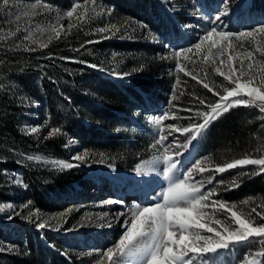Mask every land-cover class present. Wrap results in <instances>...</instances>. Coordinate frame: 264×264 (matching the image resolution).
<instances>
[{
    "label": "rangeland",
    "instance_id": "1",
    "mask_svg": "<svg viewBox=\"0 0 264 264\" xmlns=\"http://www.w3.org/2000/svg\"><path fill=\"white\" fill-rule=\"evenodd\" d=\"M33 4L35 8L31 7ZM74 4L79 7L68 17L67 12ZM217 16L220 20L215 19ZM52 26L61 33L66 29L80 31V42L72 47V57L66 59L82 63L90 70L70 69L60 65L53 54H47L50 70L39 66L21 71L19 79L5 80L9 94L23 105L14 115L16 129L29 138L21 141L9 138L14 143L9 146L6 141H0V147H7L13 154L12 158L0 157V205L13 206L0 211V264H98V259L107 264L106 259L99 258V253L113 246L129 218L126 216L119 223V219L109 214L121 202L113 196V191L125 195L122 197L125 203L133 200L126 199L129 191L138 186L132 172L143 160L161 161L163 172L169 163H175L177 167L172 172L177 178L191 171L189 183H203L202 192L214 190L201 202L208 205L202 209L201 223L223 235L234 232L239 225L227 209L221 210L219 204L213 208V201L225 202L254 227L264 223L252 211L260 200L251 197L245 181L253 175L263 178L260 166L245 165L216 172L218 167L233 160L260 159L264 154L259 158H229L222 153L213 159L207 142L208 128L196 140H191L188 133L168 134L169 124L190 128L202 122L192 111H208L207 105L219 99L215 91L223 95L227 87L234 86L215 70L220 67L227 71L229 56L233 58V67L240 69L243 64L242 71L246 74L236 73L240 82L252 79L250 87L264 91L261 84L264 33L253 32L264 26V0H9L8 5L0 0V43L15 38L12 43L26 49L41 47L50 41L49 36L55 38ZM213 26L218 33L253 32V37H232V48H227V42L223 41L209 52L211 41L204 37ZM102 27L108 31L98 32ZM216 38L214 35L213 39ZM90 40L93 43H88ZM196 44H201L199 50ZM181 49L190 51L181 52ZM249 52L253 53L251 58ZM221 60L225 63L220 64ZM250 60L252 69L247 68ZM93 64L97 67H91ZM65 71L77 80V92L85 95L86 101L80 97L72 100L68 93H60L64 82L61 73ZM189 72L191 76L187 75ZM94 75L106 81L100 83ZM43 78L54 82L53 97L61 121L55 125L51 123L40 84ZM200 80L214 91L204 89ZM114 87L120 92L116 95V100L119 99L116 105L108 100V91ZM196 97L205 104L199 105ZM241 97L247 101L253 99L244 92L230 99ZM102 104L110 107L105 116L100 112L93 115L92 110ZM189 108L191 112L185 110ZM248 108L257 114L264 130V113L253 106ZM75 112L82 118L79 124L67 128V118ZM157 120L161 123L157 124ZM33 127L37 132H31ZM53 127L60 132L49 137ZM160 135L168 139L164 145L153 147ZM185 143L189 145L187 148L183 147ZM165 148L170 160L164 158ZM76 156L84 158L77 160ZM196 161L206 169L204 173L195 170ZM61 162L75 166L62 167ZM109 178L121 180L123 185L116 188L108 183ZM98 181L103 188L98 184L95 190L93 185ZM94 190L97 196L92 193ZM45 222L44 229L37 226ZM199 231L201 235L217 238L206 228ZM261 252L264 242L260 238L249 239L244 244L194 257L193 264H264ZM124 264H132V257H125Z\"/></svg>",
    "mask_w": 264,
    "mask_h": 264
},
{
    "label": "snow or ice",
    "instance_id": "2",
    "mask_svg": "<svg viewBox=\"0 0 264 264\" xmlns=\"http://www.w3.org/2000/svg\"><path fill=\"white\" fill-rule=\"evenodd\" d=\"M8 3L9 0H3L4 5H8ZM31 7L35 8L36 4H33ZM45 7L49 6L45 5ZM77 7L79 5L74 4L71 6L72 10L67 12V16L71 17ZM24 15L27 16L28 13L25 12ZM220 18V16H217L215 19L220 20ZM71 27L72 25H69V28ZM97 31L105 33L108 31V28L102 27L97 29ZM51 32L55 38L60 37L61 30L57 27L52 26ZM253 32L264 33V26H261L259 29H254ZM253 32L233 33L228 31L218 33L216 27L213 26L204 39L211 41L209 47L210 52L211 47H215L223 41L227 42V48H232L233 43L230 38H252ZM214 35L217 37L216 39H213ZM52 38V36H49V40ZM25 39H28V37H25ZM88 43H93V41L90 40ZM41 47H46V45H41ZM195 48L199 50L201 44H196ZM180 51H190V49H181ZM247 55L251 58L253 53L249 52ZM232 59L231 56L228 57L227 71H222L220 67H216L215 70L234 86L227 87L223 95L219 91L214 92V95L219 99L207 105L208 111H198L196 113V115L202 117V122L192 124L190 128H180L176 127L175 124H169V135H172L174 132H183L188 133L191 136V140H196L199 135H202V130L206 131L211 122L216 121L222 114L227 113L234 106H253L258 108L261 113H264V91H261L259 87H250L253 83L252 79L241 83L240 76L236 75V73L240 71L241 75L246 74L242 71L243 64H241L240 69H237L232 66ZM224 63L223 60L220 61V64ZM91 67L96 68L97 65L93 64ZM247 68H253L251 60ZM180 70L183 71L184 69L181 68ZM187 75L191 76L192 73L189 72ZM193 79H196V77L193 76ZM199 83L202 84L204 89H208L210 92L214 91L203 80H200ZM261 84L264 85V80H261ZM241 92L247 93L253 99L251 101H247L243 97L235 100L230 99L238 96ZM173 99H177V97L173 96ZM196 101L199 105L205 104V101L200 97H196ZM185 110L192 111L191 108ZM156 123L160 124L161 121L157 120ZM31 132H37V128H31ZM59 132V128L53 127L48 132V136L52 137ZM167 139V136L160 135L153 147L164 145ZM185 140H188V136H185ZM188 146V143L183 145L184 148ZM164 152V158L170 160L171 158L167 155L168 148H165ZM176 154L179 155V152L177 151ZM83 158V156L75 157L77 160H82ZM28 159H33V157H28ZM245 165H258L260 166V171L264 172V157L260 159H236L231 163L218 167L216 172L224 173L227 169H235L238 166L243 167ZM61 166L71 168L75 165L61 162ZM176 167L177 165L175 163H169L165 170V176H168ZM195 170L199 173L206 171L205 168L200 167L199 161L195 163ZM191 179V171L187 174H181V176L168 185L164 192L149 202L147 206H136L133 211L128 213L129 218L124 221L126 227L122 235L119 236L117 241L113 242L112 247L99 253V258L106 259L107 264H124L125 257H135L138 259L139 264H193L194 257H200L205 253L215 252L217 249L228 248L238 243H245L249 239L255 240L256 238H260V241L264 242V223H260L254 227L251 223H248L237 215L236 212L232 211V208L228 207L223 201H213L211 206L214 208L216 204H219L221 210L227 209V212L231 214V218L239 227L234 232L228 233L225 236L221 232L216 231L215 228L201 223V220L204 218L202 209L208 207V205L202 204L201 202L207 200L213 194L214 190L202 192L201 189L204 187V184L199 181L189 183L188 181ZM17 183H21V181L18 180ZM207 183H212V180L209 179ZM234 187H238V185H234ZM28 203L30 204L31 202L29 201ZM106 203H111V201ZM244 203H247V201H244ZM25 206L27 207V205ZM12 207V205H0V211ZM252 211L255 212V209ZM121 215H124V213H121ZM257 215H260L264 219V214L257 213ZM216 223L219 224L220 221H216ZM37 226L40 229H44L47 226V222L39 223ZM205 228L207 232L215 233L217 238L214 239L212 236L201 235L199 230ZM53 230L58 231L59 229L55 228ZM178 231L180 232L179 238H177ZM225 232H227V229H225ZM260 255L264 256V252H261ZM98 264H102V261L99 259Z\"/></svg>",
    "mask_w": 264,
    "mask_h": 264
},
{
    "label": "trees",
    "instance_id": "3",
    "mask_svg": "<svg viewBox=\"0 0 264 264\" xmlns=\"http://www.w3.org/2000/svg\"><path fill=\"white\" fill-rule=\"evenodd\" d=\"M66 30L60 34L59 38L51 39L46 44V47H31L30 49H26L21 45L12 43V39L15 38L0 43V141H6L5 144L7 146L14 145L12 139L21 141L29 137L28 135H22L16 129L14 115L23 109V105L17 101L14 95L9 94L8 85L5 83V80L19 79L21 71H30L39 66L49 69V59L45 57L47 54H53L60 65L68 66L70 69L81 67L84 70H90L82 63L66 59L72 57L74 52L71 49L80 42L82 37L78 29ZM77 36H79L78 40L76 39ZM61 76L64 82L61 84L60 93H68L72 100L80 97L83 101H86V96L77 92V80L70 75L69 71L61 73ZM94 78L100 83L106 81V79L98 75H94ZM40 84L45 93V103L50 113L51 123L55 125L61 121L53 97L52 86L54 82L43 78L40 80ZM117 90L114 87L108 91V100L115 105L119 100H116V95L120 94ZM107 108L110 107L106 104L96 106L92 110V114L98 115L100 112L103 117L108 112ZM197 112L196 109L192 111L196 117L202 119L201 116L196 115ZM81 118L82 115L75 112L73 117L67 118L66 127L71 128ZM9 138L12 139L7 140ZM207 142L210 147L211 158L213 159L222 153L227 154L229 158L240 156L259 158L264 154V130L257 119V114L245 106H234L227 113L222 114L216 121L211 122L207 130ZM6 149L7 147H0V157L12 158L13 154ZM4 164L6 165L7 163ZM26 177L28 178V175ZM245 181L248 184V192L251 197L260 200L257 206L253 205V209L257 213L261 212V214H264V177L261 178L258 175H253ZM39 202L41 201L39 200Z\"/></svg>",
    "mask_w": 264,
    "mask_h": 264
},
{
    "label": "bare ground",
    "instance_id": "4",
    "mask_svg": "<svg viewBox=\"0 0 264 264\" xmlns=\"http://www.w3.org/2000/svg\"><path fill=\"white\" fill-rule=\"evenodd\" d=\"M161 168H163V163L159 160L158 161L143 160L139 162L136 166V169L132 172V179L136 180V182L138 183V186H136L134 189L132 188L129 191L130 193L128 194L132 196L135 195V197L133 196L134 197L133 198L131 196L133 200L131 199L132 201H128V203L127 202L125 203L122 198V197H125V195H123L121 192H117L116 190H114L113 192L115 194H113V196L121 199V202H119L120 204L116 203V205L110 209L109 214L112 217H115V220L119 219L120 220L119 223H120L123 220H125L126 216H128V213L133 211L136 206H141V207L147 206L149 202L153 201L162 192H164L167 189L168 185L177 178V175L176 173L173 174L172 172L168 176H165V171L164 172L163 170L161 171ZM115 182H116L115 179L109 178L108 183H112L114 187L118 188ZM124 182L126 181L124 180ZM98 184H100V187H102V183L98 181L93 185L95 186L94 187L95 190H97L96 188ZM126 185H128L127 182H126ZM88 193L89 192H87V194ZM181 206H184V205H181ZM121 213H124V215H121ZM120 230H122V227L120 228ZM179 235H180V232L178 231L177 238H179ZM132 264H139L138 259L135 257H132Z\"/></svg>",
    "mask_w": 264,
    "mask_h": 264
}]
</instances>
